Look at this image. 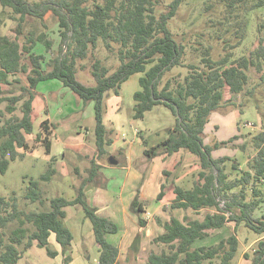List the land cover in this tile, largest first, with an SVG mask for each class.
<instances>
[{
  "label": "trees",
  "instance_id": "16d2710c",
  "mask_svg": "<svg viewBox=\"0 0 264 264\" xmlns=\"http://www.w3.org/2000/svg\"><path fill=\"white\" fill-rule=\"evenodd\" d=\"M162 1L0 0L5 11L11 9V18L18 19L15 38L0 35V106L5 104L4 110L0 111V171L5 173L10 160L24 156L20 148L26 150L30 147L27 135L34 132V101L40 82L57 79L84 102L94 103L95 143L98 155H103L106 145L112 142L110 130L104 122L105 95L110 90L119 94L123 84L140 73V89L134 93V118L142 119L155 106L163 104L172 110L177 120L168 137L157 146L149 148L147 140L142 137L144 154L153 157L161 148V153L170 157L187 150L197 156L200 167L191 187L174 186L175 197L167 209L168 219L157 218L163 232L153 238L154 243L164 248L152 251L148 263L232 264L240 248L239 228L245 226L259 238L249 247L251 252L246 251L244 256L252 264H264V215L256 216V211L264 203V113L258 99L259 132L250 136L242 134L245 140L240 145L233 144L239 139L238 135L222 141L214 137L210 143L205 142V128L212 114H226L237 108L243 114V103L237 102L236 95L244 93L250 101L253 91L264 83V21H258L254 48L238 57L232 51H226L216 60L212 58V45L199 43L198 47L184 42V37L178 41L169 27L170 20L177 16L187 0H171L165 8L160 7ZM219 3L227 13L236 12V17L242 16L234 32L238 41L235 45L225 44L235 49L247 37L251 13L264 8V0H219ZM49 12L58 19L61 42L57 54L46 59L35 48L41 43L51 51L52 42L47 31L25 33L22 23L28 16L44 19ZM15 15L19 17L15 18ZM216 23L223 24L224 21L218 19ZM225 31L230 32V29ZM99 46L108 53L104 59L95 58L91 66L95 85H88L78 78L79 69L86 68L79 62L91 55L94 57ZM188 47L200 53L198 63H187ZM111 56L115 57L116 65L104 63ZM175 67H186V74L179 72L165 78ZM20 72L26 74V82L18 78ZM251 74L257 82L249 89ZM5 86L10 88L5 89ZM18 109L21 116L16 115ZM6 114L11 117L1 123ZM53 125L49 119L43 120L36 136L37 142L45 144L47 154L52 149ZM229 145L242 150L249 145L253 148L255 154L248 159L246 168H242L234 157L213 156L215 149ZM228 162L232 165L228 166ZM100 169L101 165L93 159L88 176L77 187V194L72 199L61 195L44 199L40 182L31 180L25 199L43 205L47 203L40 211L23 209L16 197H0V264H18L34 244L55 258L59 251L50 247L52 234L61 245L64 262H69L66 253L74 234L65 223L66 207L76 205L92 222L99 245V264H117L120 248L108 241L107 234L118 233L120 227L114 220L100 215L98 208L87 198V190L100 175ZM56 172V168L49 164L41 179L49 181ZM164 189L165 184L158 194L159 200ZM145 205L138 191L130 209L139 217L141 226H146V221L141 218L146 211ZM176 210L187 213L175 215ZM230 222L235 223L230 236L212 246H194L196 240L209 236L210 230L222 228Z\"/></svg>",
  "mask_w": 264,
  "mask_h": 264
},
{
  "label": "rangeland",
  "instance_id": "374dc122",
  "mask_svg": "<svg viewBox=\"0 0 264 264\" xmlns=\"http://www.w3.org/2000/svg\"><path fill=\"white\" fill-rule=\"evenodd\" d=\"M170 1L163 0L160 7L165 8ZM210 4L213 6L210 7ZM235 15L236 12L227 13L219 0H187L181 5L177 16L170 20L169 27L178 41L184 37V42L192 43L198 47H200L199 43L205 46L212 45V58L216 60L222 57L226 51H232L234 56L238 57L247 52L249 48H254L253 44L258 37V21H264V8L251 13L247 37L241 45L235 49L227 46V49L226 42L235 45L238 41L234 32L242 16L236 17ZM11 16H13L11 9L7 8L5 11L0 3V35H9L11 38H15L18 19H12ZM18 17L15 15V18ZM218 19L223 20L224 23L217 24ZM226 29H230V32H226ZM42 30L47 31L48 39L52 42V49L47 51L46 46L39 43L35 51L44 54L46 59H49L57 54L61 42L57 17L53 12H49L44 19L28 16L22 23V31L25 33L34 31L38 34ZM262 36L264 37V31ZM192 50L188 47L187 63L192 61L198 63L201 59L200 53ZM107 53L103 46H99L94 57L91 55L88 59L80 61L79 63L85 64L86 68L80 67L78 78L88 85H95V79L91 72L92 63L96 57L104 59ZM116 62L114 56L104 60L107 65H116ZM179 72L185 75L187 68L175 67L170 73H167L165 78ZM140 76V73L134 74L123 84L119 94L110 90L105 95L104 122L110 130L109 136L112 142L106 145V153L103 155H98L95 143L94 103L84 102L78 94L57 79L40 82L34 102V132L27 135L30 147L26 150L20 148L19 151L24 156L10 160L5 173L0 171V197L8 199L16 197L23 209L40 211L45 209L47 203L43 205L25 199V193L31 180L40 182V190L44 199L60 195L72 199L77 194V187L88 176L92 160H96L101 165L100 175L91 182L87 190V198L95 207L102 209L103 213L107 212L109 216H114L120 226L118 234L107 236L110 243L116 245L118 243L117 246L120 248L117 264H149V254L164 248L163 245L153 242V238L163 231L157 218L168 219L167 209H169V202L175 196L174 186L179 184L191 187L193 181L197 179L200 168L197 156L187 150L170 157L161 153V148L157 149L158 151L153 157L144 154L145 145L142 142V137L147 140L149 148L157 146L168 137L169 130L176 125L177 120L172 110L163 104L155 106L142 119L134 118V93L140 89ZM18 78L24 82L27 81L24 73L20 72ZM256 79L251 74L249 89L256 86ZM4 88L9 89L10 87L5 86ZM253 95L250 101L247 100L249 97L246 98L244 93L236 95L237 102L243 103L241 107L244 111L237 124L241 127L243 134L247 136L255 134L257 126L261 128V114L256 107V99L261 105V112L264 113V83L257 86ZM4 108L5 104L1 105L0 111ZM236 110L239 111L238 108ZM21 114L18 109L16 115L21 116ZM9 117L11 115L6 114L1 119V123ZM47 118L54 123L51 127L52 149L49 154L46 152L45 144L37 142L36 139L37 134L41 131V122ZM232 127L229 122L223 123L220 139L228 138L232 134ZM217 131L218 125L211 123L206 132L205 142L212 141L213 137H216ZM243 142V139H238L235 144H243ZM245 149V151L236 150L235 146L229 145L218 151L216 155L233 156L240 162L242 168H246L247 161L253 154V148L249 145ZM127 153L130 155L128 156ZM111 156L118 161V164H111ZM49 164L56 168L57 172L51 180L44 181L41 176L49 169ZM231 165L232 162H228V166ZM104 168L106 170L103 173ZM166 171L169 174H166ZM163 184H165L164 195L159 200L158 194ZM138 191L140 199L146 203V212L141 215V218L146 221V226H141L139 217L130 209ZM111 207L113 209H110ZM66 211L65 223L74 233L73 244L66 254L70 257L69 262H64L63 254L52 258L45 249L37 246L31 255H25L18 264H99L100 251L92 222L85 217L80 206H68ZM184 212L176 210L173 213L182 216ZM188 212L195 214L192 211ZM263 215L264 203L256 211V216ZM14 226L12 223V227ZM234 227L235 223L230 222L222 228L212 229L209 236L198 239L194 246L215 245L221 239L230 236L234 232ZM239 238V252L232 264H252L250 259L245 258L244 253L249 250L248 246L254 243L259 236L249 228L241 226ZM50 247L61 250V245L57 243L55 237L50 241Z\"/></svg>",
  "mask_w": 264,
  "mask_h": 264
},
{
  "label": "crops",
  "instance_id": "0c3cea01",
  "mask_svg": "<svg viewBox=\"0 0 264 264\" xmlns=\"http://www.w3.org/2000/svg\"><path fill=\"white\" fill-rule=\"evenodd\" d=\"M264 38V37H263ZM127 82V81H126ZM125 82V83H126ZM37 98V97H36ZM36 100V99H35ZM35 102V101H34ZM244 114V113H243ZM241 116H242V114L240 113V111H238V110H232V111H230V112H228V113H226L225 115L223 114V113H220V112H214L213 114H212V116H211V120H210V122L206 125V128H205V133L207 132V129H208V127H210L211 126V123L212 124H217L218 125V131L216 132V134H215V138H217V140H219V141H222V140H228L229 138H231L232 136H234V135H238V136H240L239 137V139H243V141L245 140V137L243 136L244 134H243V131H241V127L237 124V122H238V120L241 118ZM47 119H49V118H47ZM225 122H229L230 123V125H232L233 127H232V129H233V131H232V134L228 137V138H226V139H220V131H221V128H222V124L223 123H225ZM257 126V125H256ZM258 127V126H257ZM256 127V129H255V131L256 132H259L260 130H261V128L260 127H258L257 128ZM243 134V135H242ZM214 138V137H213ZM166 139V138H165ZM164 139V140H165ZM163 140V141H164ZM238 140V139H237ZM236 140V141H237ZM162 141V142H163ZM235 141V142H236ZM211 142V141H210ZM209 142V143H210ZM235 142L233 143V144H235ZM244 143V142H243ZM160 144V143H159ZM240 145V144H239ZM227 147V146H226ZM222 148H224V147H222ZM222 148H220V149H215L214 151H213V156L215 157V158H218V157H221V156H217L216 155V153L218 152V151H220ZM236 148V147H235ZM237 149H239V148H236V150ZM246 149H244V151H245ZM178 153H184L183 152V150H181L180 152H178ZM128 154V156L130 155V153H127ZM175 154H177V153H175ZM174 154V155H175ZM255 154V151L253 150V154L250 156V157H252L253 155ZM223 156H229V155H223ZM231 157H233V156H231ZM249 157V158H250ZM235 158V157H234ZM128 159V158H127ZM106 170V168H104L103 169V173H104V171ZM175 197V196H174ZM89 203H90V201H89ZM170 203V202H169ZM91 204V203H90ZM93 206H94V204H92ZM125 208H126V206L124 207V210H125ZM128 208V207H127ZM110 209H113V207H111ZM146 209V208H145ZM106 212V211H105ZM146 212V211H145ZM98 213L100 214V215H102V216H105V217H108V218H110V219H112V220H114L116 223H117V220H116V218L114 217V216H109L108 215V213L106 212V213H103V211H102V209H100V208H98ZM67 218V217H66ZM118 224V223H117ZM119 225V224H118ZM120 227V226H119ZM120 231V230H119ZM163 232V231H162ZM162 232H160V233H162ZM119 233V232H118ZM118 233H114V235L115 234H118ZM74 234V233H73ZM108 235H111V234H107V236ZM53 237H55V234H52L51 236H50V241H52V238ZM55 239H56V237H55ZM258 240V239H257ZM256 240V241H257ZM74 241V240H73ZM197 241V240H196ZM195 241V242H196ZM255 241V242H256ZM254 242V243H255ZM58 243V242H57ZM254 243H251L249 246H248V248L247 249H249V247L251 246V245H253ZM72 244H73V242H72ZM60 245V244H59ZM116 245V244H115ZM117 245H118V243H117ZM71 247V246H70ZM35 248H37V245L36 244H34L29 250H28V252L26 253V255H31V253L33 252V250L35 249ZM56 250V249H55ZM57 251H59V250H57ZM68 251H70V250H68ZM59 254H61L62 255V248H61V250L59 251ZM67 254V253H66ZM57 257V256H56Z\"/></svg>",
  "mask_w": 264,
  "mask_h": 264
},
{
  "label": "water",
  "instance_id": "95a60500",
  "mask_svg": "<svg viewBox=\"0 0 264 264\" xmlns=\"http://www.w3.org/2000/svg\"><path fill=\"white\" fill-rule=\"evenodd\" d=\"M110 162H111V164H118V161L113 157V156H111L110 157Z\"/></svg>",
  "mask_w": 264,
  "mask_h": 264
}]
</instances>
